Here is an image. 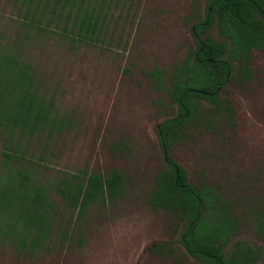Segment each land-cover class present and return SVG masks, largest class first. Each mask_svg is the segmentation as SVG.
<instances>
[{"label":"rangeland","instance_id":"374dc122","mask_svg":"<svg viewBox=\"0 0 264 264\" xmlns=\"http://www.w3.org/2000/svg\"><path fill=\"white\" fill-rule=\"evenodd\" d=\"M204 8L205 0H111L98 43L71 42L55 33L20 42L64 119L49 137L47 131L34 135L33 171L54 180L82 169L103 175L117 169L126 189L111 203L90 204L79 218L78 210L53 192L64 216L61 225L71 235L65 246L30 259L0 247V264H202L185 255L180 243L170 255L148 246L174 241L182 229L171 228L175 215L150 203L155 175L165 167L159 125L177 112V103L166 89H156L150 71L167 73L195 50L191 26L203 19ZM5 17L15 37V16L6 10ZM208 34L220 39L215 23ZM249 68L246 80L226 81L219 92L232 109V121L224 109L215 117L205 112L213 124L187 125L168 154L190 184L214 187L235 205L242 226L229 246L241 239L259 247L257 264H264V238L256 236L253 223L256 209L264 208V50L252 51ZM198 103L212 109L206 100Z\"/></svg>","mask_w":264,"mask_h":264},{"label":"trees","instance_id":"16d2710c","mask_svg":"<svg viewBox=\"0 0 264 264\" xmlns=\"http://www.w3.org/2000/svg\"><path fill=\"white\" fill-rule=\"evenodd\" d=\"M110 6L111 0H4L0 5V247L18 256L30 259L55 247L62 250L70 238L53 192L69 209L78 210L77 218L90 204L111 203L125 193L124 175L117 169L107 175L82 169L54 180L33 171L34 135L47 131L49 137L62 128L64 119L58 116L54 95L42 87L36 68L19 48L21 41L54 33L71 42L98 43L104 38ZM6 10L15 16V37ZM214 23L220 39L208 34ZM191 29L195 50L167 73L160 68L150 71L156 89H166L177 103L176 114L159 125L165 167L155 175L150 203L175 215L171 228L182 229L180 238L153 242L148 248L170 255L180 243L185 255L202 264H257L259 247L241 239L229 246L242 226L235 205L214 187L190 184L185 169L168 151L187 125L213 124L205 112L215 117L224 109L232 121V109L219 92L226 81L246 80L252 51L264 50V0H205L204 17ZM198 99L212 109L205 111ZM253 223L256 236L264 238V208L256 209Z\"/></svg>","mask_w":264,"mask_h":264},{"label":"water","instance_id":"95a60500","mask_svg":"<svg viewBox=\"0 0 264 264\" xmlns=\"http://www.w3.org/2000/svg\"><path fill=\"white\" fill-rule=\"evenodd\" d=\"M211 7H209V10H210ZM192 29H194V27H192Z\"/></svg>","mask_w":264,"mask_h":264}]
</instances>
